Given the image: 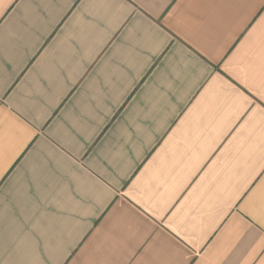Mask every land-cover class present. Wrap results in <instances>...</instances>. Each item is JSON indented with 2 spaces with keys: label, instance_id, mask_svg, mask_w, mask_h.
Instances as JSON below:
<instances>
[{
  "label": "crops",
  "instance_id": "crops-1",
  "mask_svg": "<svg viewBox=\"0 0 264 264\" xmlns=\"http://www.w3.org/2000/svg\"><path fill=\"white\" fill-rule=\"evenodd\" d=\"M0 264H264V0H0Z\"/></svg>",
  "mask_w": 264,
  "mask_h": 264
}]
</instances>
